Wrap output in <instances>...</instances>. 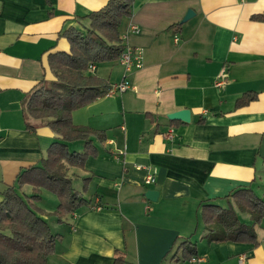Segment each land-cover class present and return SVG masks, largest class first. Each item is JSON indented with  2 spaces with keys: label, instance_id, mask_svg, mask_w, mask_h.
<instances>
[{
  "label": "crops",
  "instance_id": "0c3cea01",
  "mask_svg": "<svg viewBox=\"0 0 264 264\" xmlns=\"http://www.w3.org/2000/svg\"><path fill=\"white\" fill-rule=\"evenodd\" d=\"M107 1L0 0V201L19 169L58 138L40 120L26 128L25 93L54 78L49 54L69 50L61 30L87 26L81 17ZM263 11L264 0H134L119 31L125 47L142 49V65L125 70L116 60L89 71L131 86L72 112L74 124L103 130L105 140L84 168H69L78 180L91 177L83 195L92 203L53 220L60 237L46 264H114L117 254L121 264H264V218L256 243L209 242L201 220L203 203L227 207L236 187L264 200V21L251 19ZM243 94L255 99L237 107ZM184 108L189 121L167 118ZM150 173L155 181L145 184ZM146 189L157 190L155 201L144 199ZM46 191L36 205L50 223L57 203L39 205ZM186 239L199 259L170 260Z\"/></svg>",
  "mask_w": 264,
  "mask_h": 264
},
{
  "label": "trees",
  "instance_id": "16d2710c",
  "mask_svg": "<svg viewBox=\"0 0 264 264\" xmlns=\"http://www.w3.org/2000/svg\"><path fill=\"white\" fill-rule=\"evenodd\" d=\"M133 2L108 0L81 17L87 19V26L63 28L60 35L69 42V50L49 54L48 65L54 78L39 80L25 93L22 105L26 128L34 129L35 121L40 120L58 138L49 144L38 162L19 169L13 182L2 191L0 264H46L54 252L60 235L52 230L50 223L42 217L43 210L36 205L41 199V189L56 196L57 204L48 215L59 223L66 214L92 203L83 195L91 177H82V188L77 190L73 181L78 177L75 173L69 174V168H84L89 157H96L97 143L105 140V132L74 124L72 112L108 93L109 81L90 73L89 65L116 61L125 50L119 28L122 19L131 15ZM251 19L264 21V11L254 13ZM253 99L254 95L243 94L235 104L243 106ZM75 141L82 142L81 150L69 148V143ZM24 185H30V193L19 191ZM224 197L232 200L228 201L227 207L212 202L201 205L207 240L256 243L254 226L264 218V200L249 186L236 187ZM238 212L248 214L251 223L242 220ZM179 251L182 252L180 259L184 261L198 257L189 239L176 244L170 260L179 259ZM122 261L117 254L114 264Z\"/></svg>",
  "mask_w": 264,
  "mask_h": 264
},
{
  "label": "built area",
  "instance_id": "2783aa9c",
  "mask_svg": "<svg viewBox=\"0 0 264 264\" xmlns=\"http://www.w3.org/2000/svg\"><path fill=\"white\" fill-rule=\"evenodd\" d=\"M131 29L133 31L138 30L136 25H131ZM118 60L122 64V66L124 67L125 70H130L133 67L138 68L142 65V49L140 47H127L126 46L125 50L122 52V54L120 55ZM94 68H95V65H93V64L89 65L90 71H92ZM221 84H222L221 81H218L215 83V85L218 87ZM130 86L131 85H130L129 80H127L126 78H123L120 82L111 85L109 91L122 92V91L126 90L127 88H129ZM172 134H173V128L170 127V128H168L166 135H167V137L172 138V136H173ZM154 181H155V177L152 173L147 174L145 179H144L145 184H151ZM145 209L146 210L148 209V205L145 206ZM198 259H199L198 257H192L189 259V262L193 263Z\"/></svg>",
  "mask_w": 264,
  "mask_h": 264
},
{
  "label": "rangeland",
  "instance_id": "374dc122",
  "mask_svg": "<svg viewBox=\"0 0 264 264\" xmlns=\"http://www.w3.org/2000/svg\"><path fill=\"white\" fill-rule=\"evenodd\" d=\"M124 20H125V18L122 19L121 23H123ZM92 74H96V73L93 72ZM70 149H74V148H70ZM75 150H81V149L80 148L79 149H76L75 148ZM73 187L75 189H77V190H81V188H82V179H80V180L75 179L73 181ZM46 192L47 193H45V195L42 198L41 202H39V205L43 209H45L46 211H50V208L54 207V205L57 203V198H56V196L53 193H51L49 191H46ZM246 216H247L246 214L240 215V217H241L242 220L247 221L248 219H247ZM53 220H54V218L52 216H50V225L52 227V230L56 232L57 231V228H56L57 225L55 224V221H53ZM179 256H182V252L181 251H179Z\"/></svg>",
  "mask_w": 264,
  "mask_h": 264
},
{
  "label": "water",
  "instance_id": "95a60500",
  "mask_svg": "<svg viewBox=\"0 0 264 264\" xmlns=\"http://www.w3.org/2000/svg\"><path fill=\"white\" fill-rule=\"evenodd\" d=\"M191 13H192V10L188 9L183 20L188 19L189 16L191 15ZM167 118L170 120L189 121L190 120V112L186 108L179 109V110L168 113ZM157 195H158V192H157V190H154V189H146L144 191V197L150 201H155L157 198Z\"/></svg>",
  "mask_w": 264,
  "mask_h": 264
}]
</instances>
